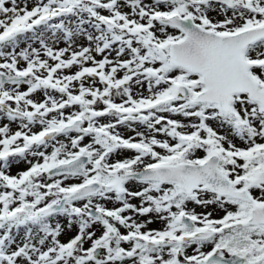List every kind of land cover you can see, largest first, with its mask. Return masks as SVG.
<instances>
[{"label":"snow or ice","instance_id":"obj_1","mask_svg":"<svg viewBox=\"0 0 264 264\" xmlns=\"http://www.w3.org/2000/svg\"><path fill=\"white\" fill-rule=\"evenodd\" d=\"M0 264H264V0H0Z\"/></svg>","mask_w":264,"mask_h":264},{"label":"rangeland","instance_id":"obj_2","mask_svg":"<svg viewBox=\"0 0 264 264\" xmlns=\"http://www.w3.org/2000/svg\"><path fill=\"white\" fill-rule=\"evenodd\" d=\"M31 3H32V0H29V7H31ZM24 46H26V45H24V44H22L21 45V47H24ZM33 46H38V45H33ZM55 47H59V48H62V47H65L66 45L63 43V42H60V43H57V44H55L54 45ZM101 57H99V56H97V59H100ZM24 88H26V86H23L22 87V90L24 89ZM145 94H147V93H145ZM36 97L37 98H40V94H36ZM119 102V101H118ZM3 122H6V121H3ZM12 129H13V131H15L16 129H17V125L16 124H13L12 126ZM34 131L35 130H37V128H34L33 129ZM198 154H201V153H198ZM27 167V165L25 164V163H20L19 165H14L13 167H12V169H11V172H12V174H15L17 171H20V170H23V169H25ZM199 210V209H198ZM150 227H160V225L158 224V223H156V224H153V225H151Z\"/></svg>","mask_w":264,"mask_h":264}]
</instances>
